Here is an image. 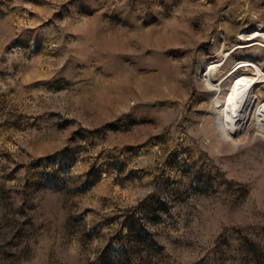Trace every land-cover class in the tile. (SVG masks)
<instances>
[{"label":"rangeland","instance_id":"rangeland-1","mask_svg":"<svg viewBox=\"0 0 264 264\" xmlns=\"http://www.w3.org/2000/svg\"><path fill=\"white\" fill-rule=\"evenodd\" d=\"M261 25L264 0H0V264H264V132L221 142L203 86L224 43L264 67L237 49Z\"/></svg>","mask_w":264,"mask_h":264},{"label":"bare ground","instance_id":"bare-ground-1","mask_svg":"<svg viewBox=\"0 0 264 264\" xmlns=\"http://www.w3.org/2000/svg\"><path fill=\"white\" fill-rule=\"evenodd\" d=\"M241 38L243 41L239 42L237 49L261 50L264 47V25L243 30ZM235 51L224 43L221 46L223 58L208 64L203 78L207 92L215 93L212 128L221 142L226 140L233 146L240 144L242 137L250 134L254 137V134L264 132V67L249 57L235 62L233 69L227 70ZM238 113L243 114L239 128Z\"/></svg>","mask_w":264,"mask_h":264},{"label":"snow or ice","instance_id":"snow-or-ice-1","mask_svg":"<svg viewBox=\"0 0 264 264\" xmlns=\"http://www.w3.org/2000/svg\"><path fill=\"white\" fill-rule=\"evenodd\" d=\"M231 115H232V114L229 113V116H231ZM242 116H243L242 113H238V114H237L236 119H237V127H238V128L240 127V122H241L240 118H241ZM236 143H238V142H236Z\"/></svg>","mask_w":264,"mask_h":264}]
</instances>
